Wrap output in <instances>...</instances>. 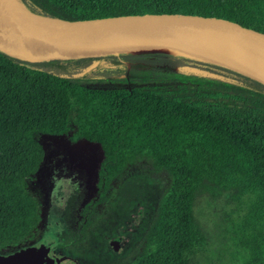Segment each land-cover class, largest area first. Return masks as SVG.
<instances>
[{
	"label": "trees",
	"instance_id": "16d2710c",
	"mask_svg": "<svg viewBox=\"0 0 264 264\" xmlns=\"http://www.w3.org/2000/svg\"><path fill=\"white\" fill-rule=\"evenodd\" d=\"M29 1L68 14L181 8L264 34V0ZM141 50L185 64H143L137 59L150 57ZM131 53L38 67L0 51V252L19 247L41 223L28 182L46 159L40 137L72 135L73 143L102 148L97 187L105 202H115L134 173L160 186L134 264H264V85L159 50ZM207 193L236 205L217 225L225 243L215 258L195 211Z\"/></svg>",
	"mask_w": 264,
	"mask_h": 264
},
{
	"label": "water",
	"instance_id": "95a60500",
	"mask_svg": "<svg viewBox=\"0 0 264 264\" xmlns=\"http://www.w3.org/2000/svg\"><path fill=\"white\" fill-rule=\"evenodd\" d=\"M104 46H112L111 52L95 54ZM140 47L217 65L264 85V34L233 20L172 7L68 14L29 0H0V51L30 65L120 55ZM32 256L33 264H76L39 244L0 252V264H31Z\"/></svg>",
	"mask_w": 264,
	"mask_h": 264
},
{
	"label": "flooded vegetation",
	"instance_id": "af4514ba",
	"mask_svg": "<svg viewBox=\"0 0 264 264\" xmlns=\"http://www.w3.org/2000/svg\"><path fill=\"white\" fill-rule=\"evenodd\" d=\"M56 152L46 157L44 171L32 177L42 220L20 247L39 244L76 264H134L144 250L138 208L119 198L105 202L97 178L92 187L78 158L62 149ZM34 259L30 257L31 264Z\"/></svg>",
	"mask_w": 264,
	"mask_h": 264
},
{
	"label": "rangeland",
	"instance_id": "374dc122",
	"mask_svg": "<svg viewBox=\"0 0 264 264\" xmlns=\"http://www.w3.org/2000/svg\"><path fill=\"white\" fill-rule=\"evenodd\" d=\"M135 50H138V48ZM128 52L130 51H127L126 54H132ZM138 52L139 55L145 57L152 56L151 53H148L151 51L141 50ZM137 61L143 64H153L158 68L169 66L178 67L185 64L183 61L169 60L166 57H150L149 59L138 58ZM101 62H103V60L94 61V63ZM71 136L72 135L52 137L45 135L40 137V141L43 143L46 152L49 153L50 156L53 155L54 150L55 154H58L56 151L62 149L67 155L78 158L76 163L78 162V165L92 178L91 186L95 187L98 170L103 160L102 148L100 144L91 143L86 140H81L75 144L72 142ZM148 174L153 176L151 171H149ZM28 182L31 194L38 199L36 191L33 188L32 177L28 179ZM117 192L121 202H132L133 205L138 208L139 215L142 217L141 230H139L138 234L139 236L144 234L155 214L156 205L160 197L159 184L149 178L142 177L138 173H134L122 182ZM232 209H236V205L227 194L217 196L207 193L205 196L200 197L196 205L195 211L197 218L208 236L214 258L216 254H220L219 251L222 244L225 243L218 237V232H223L224 227L218 229L217 225L220 223L225 224V218L232 216ZM20 245H22V243ZM144 247L145 244H143V248ZM213 263H216V260H213Z\"/></svg>",
	"mask_w": 264,
	"mask_h": 264
},
{
	"label": "bare ground",
	"instance_id": "6f19581e",
	"mask_svg": "<svg viewBox=\"0 0 264 264\" xmlns=\"http://www.w3.org/2000/svg\"><path fill=\"white\" fill-rule=\"evenodd\" d=\"M111 50H112V46H104V47L98 48L95 54H106V53H110Z\"/></svg>",
	"mask_w": 264,
	"mask_h": 264
}]
</instances>
